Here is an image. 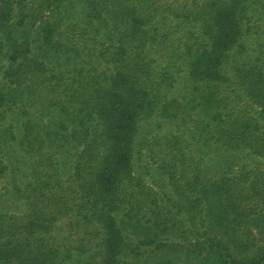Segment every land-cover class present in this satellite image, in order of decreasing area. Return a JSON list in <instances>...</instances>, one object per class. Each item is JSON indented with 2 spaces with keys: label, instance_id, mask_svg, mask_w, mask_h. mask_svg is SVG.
Returning a JSON list of instances; mask_svg holds the SVG:
<instances>
[{
  "label": "trees",
  "instance_id": "16d2710c",
  "mask_svg": "<svg viewBox=\"0 0 264 264\" xmlns=\"http://www.w3.org/2000/svg\"><path fill=\"white\" fill-rule=\"evenodd\" d=\"M0 264H264V0H0Z\"/></svg>",
  "mask_w": 264,
  "mask_h": 264
},
{
  "label": "rangeland",
  "instance_id": "374dc122",
  "mask_svg": "<svg viewBox=\"0 0 264 264\" xmlns=\"http://www.w3.org/2000/svg\"><path fill=\"white\" fill-rule=\"evenodd\" d=\"M57 235H59L61 238H62V236H64V234H60L59 232L57 233Z\"/></svg>",
  "mask_w": 264,
  "mask_h": 264
}]
</instances>
